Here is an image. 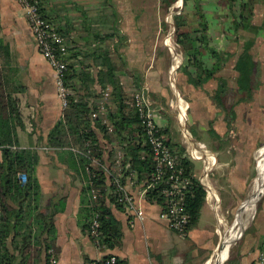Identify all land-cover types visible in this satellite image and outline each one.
Listing matches in <instances>:
<instances>
[{
  "label": "crops",
  "instance_id": "obj_1",
  "mask_svg": "<svg viewBox=\"0 0 264 264\" xmlns=\"http://www.w3.org/2000/svg\"><path fill=\"white\" fill-rule=\"evenodd\" d=\"M148 3V0H41V8L53 27L58 26L65 33V41L73 48L71 53L78 52L71 61L79 63L77 71L82 68L89 71L91 80L87 83L92 94L100 90L98 75L103 78L106 75L103 58L95 49L98 46H104L111 61L119 66L117 69L122 73L117 71L118 76L126 91L134 85L131 79L132 75L135 78L134 70L138 71L142 88L147 89L152 99L170 145L191 159L194 176L205 180L224 211L236 209L245 200L255 171L256 154L264 146V0L255 1L251 21L235 34L233 49L230 35L221 36L223 47L232 49L236 55L242 51L244 42L250 41L249 53L254 62L250 97L235 103L234 118L229 123L211 99L210 91L216 87V80L209 79L197 88L180 69L177 71L178 90L189 99L186 104L190 140L185 138V132L184 137L179 135L170 116L173 113L168 107L171 106L168 90L173 82L172 78L168 82L163 64L166 52L155 39L163 26L161 11L158 4L151 7ZM0 38L9 49L6 67L17 89L14 96L22 120L14 129V144L37 149L36 175L42 204L62 203L53 217L56 264H92L107 253L116 254L119 264H205L212 257L220 235L208 197L202 202L196 225L183 237L168 227L157 204L140 199L144 218L139 219L131 209L117 207L107 198V207L119 220L122 235L113 247L94 244L80 214L88 196L79 160L68 147L57 151L48 145V133L63 112L55 74L40 53L24 10L16 0H0ZM230 75L236 86L237 72L233 69ZM73 81L79 87L77 92L85 94L87 89L81 86V79L75 75ZM97 135L100 144L108 147L102 134ZM189 146L198 149L202 158L192 157ZM125 188L135 198L140 192V186L129 179ZM259 252H264V196L233 252V264H256Z\"/></svg>",
  "mask_w": 264,
  "mask_h": 264
},
{
  "label": "trees",
  "instance_id": "obj_2",
  "mask_svg": "<svg viewBox=\"0 0 264 264\" xmlns=\"http://www.w3.org/2000/svg\"><path fill=\"white\" fill-rule=\"evenodd\" d=\"M162 1L167 8L176 0ZM223 1L229 14L226 27H222V31L229 29L235 35L239 29L246 28L250 23L254 2ZM189 3L190 9H185ZM41 12L45 16L42 8ZM172 18L175 41L184 52L183 61L178 68L195 87L201 88L207 80L215 78L221 67L234 57L237 98L229 107L226 106L224 94L228 87L224 77L217 76V85L211 93L212 101L225 113L229 123L234 118L235 103L250 97L254 69L249 53L250 41L244 42L242 51L237 55L234 51L213 44L208 34L211 20L206 15L203 0H182V8L173 13ZM54 29L65 35L58 26ZM65 43L66 52L62 56L67 61L65 83L69 89L68 105L49 131L48 145L57 151L68 147L77 156L86 176L84 192L86 190L89 197V190L94 188L97 193L93 207L88 205L89 201L86 199L82 205V225L88 231L92 210H96L99 213L101 243L105 247H113L120 241L122 230L119 220L107 207L106 199L117 207L125 206V203L118 200L117 186L113 183L115 149L120 147L123 152L121 175L118 176L121 185L125 184L126 179L136 185H146L154 174L155 163L149 143L145 140L139 114L134 107L133 92H126L116 65L107 55L108 50L102 45L95 48L97 54L103 58L106 75L105 78L98 75L100 90L92 94L87 83L91 80L89 71L83 68L77 71L76 65L79 63L71 59L78 52L71 53L73 48L67 40ZM8 54V46L0 38V264H45L49 258L48 250L53 249L55 254L53 217L62 203L42 204L41 186L36 175L39 159L37 149L17 147L14 144V129L22 124V120L14 96L17 89L15 83L10 81V69L6 67L9 63ZM75 75L81 79V86L87 89L85 94L77 92L79 87L73 81ZM134 79V85L142 88L138 73ZM107 86L110 88L107 109L93 119L91 113L97 108L102 90ZM89 90L92 96L88 93ZM108 125L112 126V130L108 129ZM97 132L102 134L104 142L109 143L108 147L100 144ZM167 142L170 145L168 140ZM174 150L183 168V178L188 180L186 184H181V207L188 216V231L198 221L206 191L193 174L191 159L178 148ZM91 156L95 161L91 160ZM165 186L164 179H161L145 192L144 199L157 204L160 213L167 209V198L162 192Z\"/></svg>",
  "mask_w": 264,
  "mask_h": 264
},
{
  "label": "built area",
  "instance_id": "obj_3",
  "mask_svg": "<svg viewBox=\"0 0 264 264\" xmlns=\"http://www.w3.org/2000/svg\"><path fill=\"white\" fill-rule=\"evenodd\" d=\"M16 1L24 10V15L26 16L31 32L35 37L40 53L47 60L54 71L56 93L60 99L63 111V109L68 105L69 94V89L65 83L67 61L62 56L66 52L65 37L57 32L52 23L42 14L40 5L41 0ZM109 92V86L102 90V97L98 106L91 113V117L93 119L96 118L98 114L106 111L107 104L109 103ZM151 101L152 99L146 88L143 87L133 91L134 107L139 114L142 129L145 133V140L149 143L150 151L155 163L154 174L146 185H139L140 192L135 198L125 188V184L121 185L119 182L118 176L121 175L123 152L120 147H116L113 161V183L117 186V191L119 193L118 200L125 203V207L133 211L134 217L143 219L144 211L139 204V200L145 198V192L149 187L153 186L157 181L164 179L166 186L162 189V192L167 198V209L162 212L160 216L167 222L170 229L177 233L178 236L183 237L187 233L188 216L182 211L181 207V184H186L188 180L183 178V168L179 164L178 154L168 144L161 125L158 122L157 115L152 107ZM181 111L185 115L183 109H181ZM181 111H179L178 117L179 120L184 123V115L183 120L180 119ZM108 129L112 130V126L108 125ZM190 155L194 158H202V153L196 148L190 150ZM91 160L95 161L94 157L91 156ZM198 182L203 185L206 191V197L209 198L210 205L213 208L218 221L220 219V204L217 194L214 193L202 177L198 179ZM96 196V190L91 188L89 190L88 205L92 207L94 206V199ZM92 212L87 232L95 245L103 247L104 245L100 240L101 231L99 213L96 210H92ZM217 230L220 234L219 228H217ZM48 252L49 258L45 264H56L57 259L53 249H49ZM260 263H264V252H259L257 256L256 264ZM92 264H119V261L116 254L107 253L102 257L94 259Z\"/></svg>",
  "mask_w": 264,
  "mask_h": 264
},
{
  "label": "rangeland",
  "instance_id": "obj_4",
  "mask_svg": "<svg viewBox=\"0 0 264 264\" xmlns=\"http://www.w3.org/2000/svg\"><path fill=\"white\" fill-rule=\"evenodd\" d=\"M178 1L179 0H176L169 7L165 8L162 0H154V1L148 0V2H149L148 6L152 7L154 5V3H156V4H158V7L161 11V22H162L163 26H162L161 32L156 35L155 39L163 48L162 51L166 52V55L165 56L163 55V64L166 66V69L168 71L167 72L168 73V75H167L168 82L169 83L171 82L170 78H172V82H173V84H169L170 89L168 90L169 97L171 100V106L168 105V107L170 108L171 112L173 113V115H170V116H172L171 119L173 120V124L174 125L177 124V127L179 129L178 130L179 135H181V137H184L183 132H185L186 133L185 138L187 137V140H190L191 139V137L189 136L190 134L187 133L188 128L190 127V120H189L190 118L188 116L189 107L186 104V102H188L189 99L186 96V94H183L178 90L177 82H176L177 71H179V68H178L179 66L177 65L178 66L177 67L176 64L179 63V65H180V63L183 61V55H184V52L181 50V48L179 47V45H177V43L175 41V26H174V22H173V18H172V14L175 12H178L182 8V0H180V3L177 4ZM255 1L256 0H253L254 4H255ZM223 2H224L223 0H203V5H204L206 15H207L208 19L211 20V27H210L208 34L210 37V41L213 44H215L217 46L219 45L221 47H223V45H222L223 41H222L221 36L222 35L225 36L224 35L225 33L229 34L230 35L229 37L232 38V39H230V42L232 43L231 48L233 49L235 46V35H234V33H232L231 30H229V29L222 31V27L224 29L226 27L225 22L228 21L227 15L229 14V9L226 7V5ZM190 7H191V5L189 3L185 6V9L186 8L190 9ZM253 14H254V7H253ZM227 42H228V40H227ZM232 58H233V60H235L234 57H231L228 60V62L225 63L221 67V69L215 74V78H213L214 80H216V85H217V79H216L217 76L218 77H224V79L227 81L226 85H227L228 89L225 91V94H224L225 96L223 95L225 97L224 102H225L227 107H229L230 104L237 97V95L235 93L237 85L234 86L235 80L230 75V73H233V69H234V67L231 65ZM115 65H116V67H119L116 63H115ZM172 65H175V68H172ZM116 71H118L119 73H122V71L119 69H116ZM234 71H235V69H234ZM134 72L138 73L137 70H134ZM131 79H132V82H136V80L134 79V75H132ZM206 84H207V86H209L208 83H206ZM252 84H251V86H252ZM135 89H140V87L133 85V86H131V89L129 91H126V92H128V94H130ZM214 89H211L210 93H212V91ZM215 107L217 109H219L216 105H215ZM181 109H183V111L185 113V115L183 114L184 118H185L184 123H182L178 117L179 111ZM183 115L181 114V117H180L181 120H183ZM190 148L191 147L189 146V150H191ZM258 154H259V152H258ZM258 154H256L255 171H254L253 177L250 181V184L248 187V193L245 197V200L249 197V194H250L249 192H251L253 179L256 176V162L258 159ZM258 167H259V164H258ZM263 183H264V179H263V182H262V184H261V186L257 192L256 198H255V207H254V211H253L251 217L248 218L246 220V222L244 223V227L242 228L240 234L238 233L239 235L235 239H233V241L229 247V250H228V255L224 259L222 264H233V260H234L233 252L235 251L237 244L241 240L243 232L245 231L246 226L249 224L255 210L257 209V207L259 206V204L261 203V201L263 199V196H264ZM262 190H263V192H262ZM261 193H262V196H261ZM260 196H261V198L259 199ZM238 206L236 209L233 208L232 210H229V211H224V209H222L220 207V209H219L220 219L218 220V227L217 228H219V230H220V232H222V234L227 233L228 228L231 226V224L235 220V216L239 212V211L237 212V210L241 205L239 207ZM218 236H219L218 237V243H220L221 235H218ZM218 243H217V245H218ZM214 252H215V249L213 251V254H214Z\"/></svg>",
  "mask_w": 264,
  "mask_h": 264
},
{
  "label": "bare ground",
  "instance_id": "obj_5",
  "mask_svg": "<svg viewBox=\"0 0 264 264\" xmlns=\"http://www.w3.org/2000/svg\"><path fill=\"white\" fill-rule=\"evenodd\" d=\"M179 3L180 0L178 1V4ZM172 68H175V65H172ZM181 114L183 115L182 111ZM258 152L259 154L257 159V167L258 164L259 167L257 168L256 176L253 179L251 192H249V197L243 202V204L239 208L240 210L236 214L235 220L228 228L227 233L222 234V232H220L221 241L219 243V246L216 247L214 254L205 264H222V262L228 255V250L233 239H235L240 234L242 228L244 227V223L248 218L251 217L254 211L255 198L264 179V146H262L258 150Z\"/></svg>",
  "mask_w": 264,
  "mask_h": 264
},
{
  "label": "water",
  "instance_id": "obj_6",
  "mask_svg": "<svg viewBox=\"0 0 264 264\" xmlns=\"http://www.w3.org/2000/svg\"><path fill=\"white\" fill-rule=\"evenodd\" d=\"M240 207H241V206H240ZM240 207H239V208H240ZM239 208H238V209H239ZM218 246H219V243H218L217 247H218Z\"/></svg>",
  "mask_w": 264,
  "mask_h": 264
}]
</instances>
